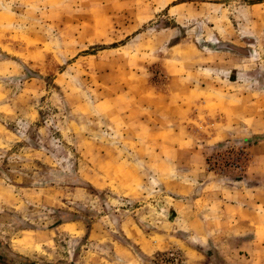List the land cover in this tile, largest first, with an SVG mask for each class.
I'll list each match as a JSON object with an SVG mask.
<instances>
[{
  "label": "rangeland",
  "instance_id": "374dc122",
  "mask_svg": "<svg viewBox=\"0 0 264 264\" xmlns=\"http://www.w3.org/2000/svg\"><path fill=\"white\" fill-rule=\"evenodd\" d=\"M158 97L187 110L166 126L170 140L151 136ZM154 145L180 146L175 163L198 146L195 178L263 184L254 158L264 146V0H0L5 245L73 247L100 264L139 253L146 264H226L197 238L157 252L172 200L159 185L168 173L151 164ZM126 224L144 236L120 250ZM125 231L133 238L136 228ZM227 237L239 240L238 264H264L263 219Z\"/></svg>",
  "mask_w": 264,
  "mask_h": 264
},
{
  "label": "crops",
  "instance_id": "0c3cea01",
  "mask_svg": "<svg viewBox=\"0 0 264 264\" xmlns=\"http://www.w3.org/2000/svg\"><path fill=\"white\" fill-rule=\"evenodd\" d=\"M170 109L176 110V113H170ZM186 111L182 106L177 111L170 101L158 97L153 104V111L151 112L152 114H157L158 126L156 122H154V125L158 127V130L153 131L151 136L156 138L166 135L168 140L173 136H177L169 128L167 130L166 126L169 127L178 120L177 118H182ZM163 124L164 126H162ZM220 133H217V135ZM230 136L229 132L222 134L218 139L212 136L209 143L224 141ZM154 146L157 151H154L151 155V164L156 165L158 170L168 173L159 175L161 178L159 185L161 187L160 190L162 189L166 192L168 198L172 200V203H170L171 209L169 207L168 210H160L161 214L160 212L158 213V215L160 214L166 219L159 227L166 228V233L162 235L167 237L168 240L157 245V248L160 246L157 252L162 254L168 250L180 248L175 246H179L178 243L180 244L181 241L183 243L184 240L182 239L197 238L198 241L202 242L201 246H207L208 248L209 244L217 251H220V255L226 264H238L240 255L237 241L239 240L234 241L227 236L235 233L237 226L242 223L256 226L257 219L261 218L264 220V179H262V185L252 182L253 184L247 187H245L247 185L246 178L227 185L214 184L203 178H195L194 174L201 172L204 164L203 151L198 146H193L192 149L188 147V156L184 161H178L177 163H175V159L178 160L177 156L179 151L181 152L180 146H167V148L163 146L164 148L162 149L160 146ZM261 148L259 155L254 158V164L261 163L255 170L257 176L264 175V146ZM166 149L169 157L165 155L167 159L161 158L160 154L164 155ZM172 155H174V159ZM177 165L182 169H177ZM125 179L127 181L128 176ZM67 223L72 222L64 224ZM93 227L95 229L91 238L100 239L101 235L98 228L96 226ZM133 227L136 228V231L134 237L131 238L127 235L125 228L130 230ZM74 230L78 232L77 227ZM122 231L123 240L126 244H121L120 250H125L124 247L127 248L132 244H138L144 236L143 232L135 224L122 225ZM65 232L66 237L70 236L76 240L75 234L68 231ZM5 244L0 240V264H100L89 253L84 251L79 253L73 247L68 249L66 253H64L63 247L61 249L58 247L56 251L41 247L43 251L40 254L35 252L28 254ZM180 246L182 245L180 244ZM139 248L141 249V247ZM193 249L191 251L193 253L192 256L204 253L201 249L194 247ZM143 254L139 253L132 256V260L126 259L122 262L111 258L105 264H146L147 261ZM189 262L192 261L187 263Z\"/></svg>",
  "mask_w": 264,
  "mask_h": 264
},
{
  "label": "trees",
  "instance_id": "16d2710c",
  "mask_svg": "<svg viewBox=\"0 0 264 264\" xmlns=\"http://www.w3.org/2000/svg\"><path fill=\"white\" fill-rule=\"evenodd\" d=\"M213 49H216V50H218L219 49V47L218 46H214V48Z\"/></svg>",
  "mask_w": 264,
  "mask_h": 264
}]
</instances>
